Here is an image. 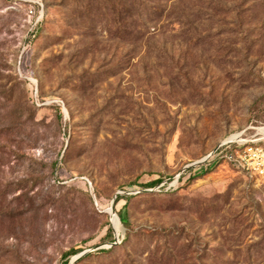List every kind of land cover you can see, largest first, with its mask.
Segmentation results:
<instances>
[{
    "label": "rangeland",
    "instance_id": "1",
    "mask_svg": "<svg viewBox=\"0 0 264 264\" xmlns=\"http://www.w3.org/2000/svg\"><path fill=\"white\" fill-rule=\"evenodd\" d=\"M230 139L264 0H0V264H264V178L200 162Z\"/></svg>",
    "mask_w": 264,
    "mask_h": 264
},
{
    "label": "built area",
    "instance_id": "2",
    "mask_svg": "<svg viewBox=\"0 0 264 264\" xmlns=\"http://www.w3.org/2000/svg\"><path fill=\"white\" fill-rule=\"evenodd\" d=\"M215 159L246 170L250 176L264 178V146L252 141L224 140L214 149Z\"/></svg>",
    "mask_w": 264,
    "mask_h": 264
},
{
    "label": "trees",
    "instance_id": "3",
    "mask_svg": "<svg viewBox=\"0 0 264 264\" xmlns=\"http://www.w3.org/2000/svg\"><path fill=\"white\" fill-rule=\"evenodd\" d=\"M32 5H33V7L35 9V12H37L39 6L36 3H32ZM40 29H41V23L40 22L34 23V25L32 26L31 30L29 31V36L30 37H35V35H37L38 32L40 31ZM214 158H215V155H213V159ZM158 181L159 180L156 179V180H153L151 182H146V183H143V184H139V186L140 187H144V188L151 187L154 184L158 183ZM106 235H107L109 241L113 240L112 231H111L110 227H108ZM77 252H78V250H71V251L65 252V253H63V257L67 258L69 256V254H76ZM106 252H107V249H100V250H97L96 254L97 253H106ZM63 264H67V259H64Z\"/></svg>",
    "mask_w": 264,
    "mask_h": 264
},
{
    "label": "water",
    "instance_id": "4",
    "mask_svg": "<svg viewBox=\"0 0 264 264\" xmlns=\"http://www.w3.org/2000/svg\"><path fill=\"white\" fill-rule=\"evenodd\" d=\"M214 151V150H213ZM213 151L210 153V154H208L206 157H204L200 162H203V161H205L208 157H209V155H211L212 153H213ZM78 257L79 256H77L76 258H74L72 261H70L68 264H73L77 259H78Z\"/></svg>",
    "mask_w": 264,
    "mask_h": 264
}]
</instances>
